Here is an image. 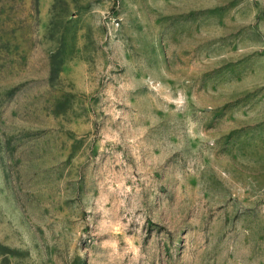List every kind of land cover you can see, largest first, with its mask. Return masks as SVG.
<instances>
[{
    "label": "rangeland",
    "instance_id": "obj_1",
    "mask_svg": "<svg viewBox=\"0 0 264 264\" xmlns=\"http://www.w3.org/2000/svg\"><path fill=\"white\" fill-rule=\"evenodd\" d=\"M0 264H264V0H0Z\"/></svg>",
    "mask_w": 264,
    "mask_h": 264
}]
</instances>
